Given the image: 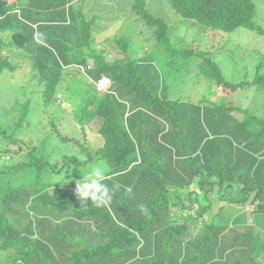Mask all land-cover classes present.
I'll return each mask as SVG.
<instances>
[{
	"label": "trees",
	"instance_id": "1",
	"mask_svg": "<svg viewBox=\"0 0 264 264\" xmlns=\"http://www.w3.org/2000/svg\"><path fill=\"white\" fill-rule=\"evenodd\" d=\"M67 1L45 3L44 0H13L10 3L7 0H0V76L6 70L13 72L17 70V66L3 56L5 49L17 45L13 41L7 42L5 38L1 37V33H17L20 37L18 46L23 48L26 43V35L37 36L41 29H45L44 27L47 30L52 29L51 32L55 27L58 30L57 37L50 33L46 35L51 44L40 43L45 47L42 52H39L40 56L38 57L41 60L39 63L41 66L39 71L42 73L41 82L44 83L40 95L46 107L54 104L52 103L54 98L55 103L59 104L60 95L63 99L62 92L60 93L58 90L68 81L67 76L65 79L62 77L64 69L72 68L76 72L83 66L82 69L85 72L82 74H88L87 69L90 68L96 72L97 76L95 79L90 78L89 84L92 87L90 93H87L86 89L84 92L69 86V92H79L82 95V97L78 96L80 100L76 104V106L81 105L82 111L72 118L76 130L83 136L82 140L74 141L68 136H64L57 129L62 123L61 121L57 120L58 125H55L56 138L58 137L63 143L59 144L58 148L64 149L65 144L66 147L73 146L78 150L80 146L85 148L82 153L73 152L57 156L54 145L50 144V140L53 138L47 134H43V138L41 137L36 142L33 139L35 143L33 141L26 143L16 138V135L20 136L19 134L28 132L31 128L32 122L29 121L31 110H28L27 103L22 111L12 108L0 116V146L2 140L10 145V147L0 150V157L3 159L0 163L3 168L0 170V180L4 184L1 190L5 191L0 200V264H88L89 262L102 264L104 257L102 252L106 255V251L139 250L138 247H141L139 251L145 248L152 249L151 242L149 247L141 245L144 236V239L148 238L149 241L157 240L160 236L161 240H168L170 241L168 243L175 245L182 246L186 243L190 253L202 257L196 262L194 261L193 264H239V260L233 261L227 257L230 255L228 250L233 247L228 241L234 242L236 234H233L231 238L228 236L224 242L222 238L230 234V231H226L224 226L221 231H209L208 229V233L203 235L197 232L200 237L195 239L193 236L196 234L197 227L172 223L171 211L178 207L184 209L176 187L184 188L187 184L189 185V180L194 181L198 178H203V180L197 181L198 186L204 191L203 200L206 203L199 206L201 202L198 193L191 192L193 197L190 199V206L187 209H196V211L195 216L190 217V223L196 225L199 219L212 208L214 195H217L220 200L228 202L232 213H235L233 211L235 204L240 206L249 204L251 206L249 208H252L250 214L254 215L258 222L254 220L252 224L247 223L244 217L246 213L232 214L235 223H232L231 226L235 224H241V228H244L242 225L249 226L250 229L245 227L244 231L249 237L246 240L248 247H251L254 253L251 258H245L246 262L264 264V146H260L262 143L264 145V65L262 62L255 66L253 81L244 78L238 83L228 82L219 65L206 52L197 53L192 48L176 49L167 35L170 25L145 12L142 8L144 0H137L133 6L135 14H139L143 18L148 28H157L153 31L157 42L150 57L162 53L168 61L177 57L176 64L179 68L177 72L173 69L172 72H167L169 67L155 70V60L152 58L146 59L142 64L129 60L127 66L122 68L119 65L124 62L123 60L110 63L102 53L92 48L91 30L96 21L95 18L86 20L79 11L77 15H73V19L68 18L67 20L64 13L57 11V8L67 4ZM256 1L171 0L170 6L177 15L198 26L199 30L211 33L213 36L215 32L231 33L238 28L251 29L264 35V28L256 26ZM22 7H30L35 11H51L64 19L49 23L35 22L36 26L31 31L22 24L24 23L20 16ZM14 11L19 14L16 16ZM78 17L80 23H77ZM62 24L69 26L70 30H65V26ZM20 31L21 33L23 31L25 35L23 38ZM66 33L70 37L74 35L76 39L74 46L63 40V38L69 39ZM118 42L124 53L127 54V47L131 45V39L121 38ZM50 51L58 53L56 57L59 59L60 66L53 67L47 62L50 59ZM27 52L35 56L34 51ZM194 57L203 59L199 63V67L216 87L221 86L232 91L238 89L241 91L247 87L256 89L258 93H263L261 113L258 115V111L256 110V112L252 108L242 110L237 107H227L224 99L216 100L207 111L210 115L208 123L202 117L200 124L194 128L195 134L189 139L190 133L185 132V123L177 109L180 105L179 100L173 101L172 97H175L177 89H182L179 87V83H185V80H179V72L182 69L179 60L188 64L193 61ZM84 64L86 65L84 66ZM167 74L171 77L168 78ZM103 76H107L111 80V84L105 90L99 91L97 84ZM82 87L80 89H83ZM177 94L181 95V91ZM73 103L70 102L71 105ZM198 107L195 106L190 112L194 116L192 120L194 118L201 119ZM233 112L243 113L244 116L241 120H235L231 115ZM11 115L13 118L10 121L8 119ZM141 117L147 120L152 129L166 126L169 134L173 135L170 140L172 138L183 140L185 134L188 135L185 139L187 144L181 150L184 152L183 157L178 160L182 162L186 170L185 175L180 176V180L178 178L171 179L172 181L168 183L170 171L164 167L162 155L151 157L152 154L147 147L151 135L146 136V131H141L143 128ZM1 119L8 123L1 122ZM11 122H13L14 129L9 132L4 123L11 124ZM220 123L223 124V127H216ZM94 126H96L95 129ZM86 129H90L92 132L95 130L102 136L103 145L95 152L87 151L93 146L92 142L87 140ZM133 132H137L136 137ZM249 145L254 148L250 149ZM171 154L176 158L175 153L171 152ZM84 155H86L85 158ZM6 157L8 159H5ZM92 158L94 159L92 160ZM102 161L107 163L111 170L107 174L109 179L103 183L110 189H114L112 202L116 207L120 208L127 204L129 198L135 195L137 190L143 192L145 184L159 185L153 189L150 201L143 205L146 211H143V214H136L137 220L134 222L138 223L142 219L145 223L143 227L116 225V222L111 221L105 207H97L95 203H91L90 198H85L87 205H81L76 196L77 184L83 183L81 179L86 177L94 166H100ZM89 169L91 170L89 171ZM216 174L219 175L217 180L215 179ZM64 177L65 179H63ZM116 185L119 187L116 188ZM170 190H172L171 195L168 192ZM31 202L35 204H31ZM156 204L161 207L166 206L168 223L167 220H164L166 217L162 220L159 219V213L163 215V212L155 207ZM47 207L50 216L36 215V219L32 216L34 212L41 214L43 208L47 209ZM59 210L60 213H58ZM139 211L141 212V209ZM42 212L47 214V211ZM54 214L55 218L52 217ZM58 215L60 216L57 217ZM21 219L26 222L22 224L19 221ZM154 221L157 222L154 223ZM86 222L99 227L100 231L108 238L107 245L98 246L94 250L85 252H73L72 250L70 254L53 255L43 240L45 232L56 228L53 230L55 239L65 245L66 242H63V235L60 234L58 226L62 225L69 232L76 229L77 225L79 227V224ZM163 224L167 228L162 227ZM232 230H237V228ZM238 232L237 230L236 233ZM220 233L224 236H221ZM68 246L69 244H66L65 247L68 248ZM151 254L152 256H147V259L157 257L158 251L155 250ZM128 263L132 264L130 259L127 261ZM146 264H170V259L160 256L159 259Z\"/></svg>",
	"mask_w": 264,
	"mask_h": 264
},
{
	"label": "rangeland",
	"instance_id": "2",
	"mask_svg": "<svg viewBox=\"0 0 264 264\" xmlns=\"http://www.w3.org/2000/svg\"><path fill=\"white\" fill-rule=\"evenodd\" d=\"M7 1L11 2L12 0ZM49 1L56 3L59 0H44L45 3ZM136 1L137 0H68L67 4L57 8V11L64 13L67 20L68 18L73 19V15H77L79 11L84 15L86 20L95 18L96 21L91 30L93 39L91 45L92 48H95V50L102 53L106 60H108L110 63L123 60L124 62L119 66L124 68L127 66L129 60H133L137 64H142L146 59L152 58L155 60V70H158L157 68L161 69L169 67L167 72H172V69L177 72L179 68L176 64L177 57L172 58L170 61H168L167 57H163V53L161 55L156 54V56L150 57L152 51L154 50V45L157 42L153 36V31L157 28H148L143 18L140 17L139 14H135L136 11L133 9V6ZM170 2L171 0H144L142 8L145 12L151 14L152 17L161 19L170 25L167 35L170 37L171 44L176 49L192 48L197 53L206 52L212 58V60L219 65L223 72L224 78L228 82L238 83L244 78H248L252 81L254 80L256 64L262 62L264 65V35H261L251 29L238 28L231 33L215 32V35L213 36L211 33H206L199 30L198 26L193 25L189 21H186L177 15L172 10ZM21 9L20 16L24 22L22 24L31 31L34 30V27L36 26L35 22L37 21H41V23H49L64 19L63 17L53 14V12L47 10L35 11L30 7H22ZM256 12V26L264 28V0L256 1ZM14 14L17 16L19 13L14 11ZM77 23H80V18L77 20ZM62 25L65 26L66 24ZM44 28L45 29H41L39 32V34H42L41 39L44 41L42 44H51L46 35L50 33L57 37V27L54 28L53 32H51L52 29L47 30L46 27ZM24 29L27 30L26 28ZM65 30H70V27L65 26ZM19 33H21V31ZM66 34L68 35L69 39L63 38V40L67 44L70 42L71 45L74 46L76 44L74 35L70 37L68 33ZM21 35L22 38L25 36L23 31ZM1 37L5 38L7 42H15L18 46L20 37L17 33L5 32L1 33ZM45 37L47 40L44 39ZM121 38L131 39V45L127 47V54L124 53L123 49L119 45L118 41ZM25 40L26 43L23 45V48H20L19 46H11L5 49L3 52V56L8 58L10 62L14 63L17 66V70H15V72L6 70L0 76V116H2L5 111H10L12 108L22 111V109L25 108V104L27 103L28 110H31L29 120L32 122L31 128L30 131H25L19 134L20 136L16 135V138L21 139L26 143L28 141L34 142L33 139H35L36 142L41 137L43 138V134H47L51 135L53 138L50 140V144L54 145L57 156H62L64 154L67 155L73 152H76V154L77 152H84V147L79 146L80 149L78 148V150H76L73 146L66 147L65 144L64 149L60 150L58 148L59 144L63 143L58 137L56 138L57 132L55 125H58L56 122L57 120L61 121L62 123L59 124L57 129L60 130L64 136H68L74 141L82 140L83 136L80 135V133L76 130L75 123L72 121L74 115L82 111L80 104V106H76L80 100L78 96L82 97V95L79 92H69V86L71 85V87L79 89V91L85 92L87 90V93L92 92V87L89 84V81L90 78L95 79V77H97L96 72L89 68L87 69L88 74L85 75L82 74L85 72L82 68L79 70L81 72H75L72 68L64 69L62 71V77L65 79L67 76L68 81L67 84H64V86H60V89L58 90L60 93L62 92L61 94L63 95V99L61 98V101L58 104L55 103L56 100L54 98V101L52 102L54 104L46 107L45 104H43L41 99L42 97L40 95L43 91L44 83L41 82L42 73L39 71L41 69L39 64L41 63V60L38 58L40 56L39 52H42L45 47L41 46L40 43H37L34 40V36L31 34H27ZM30 50L34 51L33 53H35V56L32 53L30 54L27 52ZM54 54L55 56H53ZM56 56H58V53L53 51L50 55V59L47 61L50 66H60V62L58 61L59 59ZM201 61H203L201 57H194L193 61H190L188 64H184L182 60H179V64L182 68L179 72V80H185V83H179V87H182V89H177L175 97H172L173 101L179 100L180 105H178L177 109L179 110L180 116L183 118L185 123V132L190 133L189 139H191V137L195 134L194 128L200 124L202 117H204L208 123L210 120V115L207 111L210 109L209 107L211 105L213 106V103L216 100L222 101L224 99L227 107H237L242 110L246 108H252L255 111H258H256L258 115L261 113L260 108L261 104L263 103V93H258L256 92V89H250L247 87L243 88L241 91L240 89L232 91L229 88H224L221 86L219 88L216 87L214 83L211 82V79L202 73L201 67H199V63ZM85 65L86 64H84V66ZM167 76L168 78L171 77L169 74H167ZM74 83H76V85L73 86ZM82 85L84 86L82 87ZM81 87L83 89H80ZM179 91H181V95L177 94ZM28 101H30V103H28ZM70 102H72L74 105H71ZM195 106H199V116L201 119L196 118V120L194 118L192 120V117L194 116L190 112H192ZM231 115L235 120H241L244 116L243 113L239 112H233ZM12 118L13 116L11 115L8 120L11 121ZM141 121L143 127L141 131L145 130L146 136L151 135V139H149L150 143H147L148 151L152 154L151 157L162 155V163L164 167L170 171L169 175L171 178L169 177L168 183L173 179H179L180 176H184L186 170L184 169L182 162L178 160L183 157L179 155L184 153L181 150L187 144V140L185 139L188 135L185 134V139L183 140L176 139V141L173 138L170 140V137L173 135L167 133L168 128H165L166 126H158L157 128L152 129V126L147 123V120H145L144 117H141ZM233 121L234 120L232 119V122ZM1 122L8 123V121H5L4 119H1ZM6 123L4 124L8 131L12 132L14 129L13 122H11V124ZM95 127L96 126H94V129ZM216 127H223V124L220 123V125ZM90 129H86V134L87 140L89 139L90 143L92 142L91 144L93 148L87 149V151L95 152L102 147L103 139L99 133H96L95 130L92 132ZM161 130L164 131L162 132ZM171 131L174 133L173 130ZM1 142L2 145L0 146V150L10 147L6 141L2 140ZM262 144L260 146H264ZM191 145L193 146V143ZM249 148L253 149L254 147L249 145ZM171 152L175 153L176 158H174V155H172ZM85 157L86 155H84V158ZM5 159H8V157ZM93 159L94 158H92V160ZM2 160L3 159L0 157V163ZM100 166L106 167V175L111 172V170H109V166L107 163L105 164L104 161H102ZM0 170H3L1 166ZM90 170L91 169H89V171ZM217 177H219V175L216 174V180ZM63 179H65V177ZM197 180L200 181L203 180V178H198ZM197 180H189V185L187 184L184 188L178 189L176 187V192L180 196L181 204L183 205L184 209H180L178 207L176 210L174 209L171 211L172 223H177L181 226L191 225L195 228L197 227L196 234L193 236L195 239L200 237L197 232H200L201 235H203L208 233V229L209 231H221L222 227L224 226L226 231H230V234L226 237H220L224 242H226L228 236L231 238L233 234H236L234 236L235 240L233 242V247L228 250L230 255L227 257L233 261L239 260V264H249L246 262L247 259L245 258H251L254 250L251 247H248L246 240L249 237L244 230L246 229L245 227L248 229L250 228L246 225H242L244 228H241V224H235L233 226L231 225L232 223H235L234 219H232V214H240L242 212H248V215L244 216L247 223L252 224L254 220L258 222L254 215L250 214V210L252 208L250 209L246 204L244 206L235 204V208L233 209L235 213H232V208L229 207V203L220 200L217 195H214L212 208L204 214V217L199 219L196 225H193V223L191 224L190 217L195 216L194 214L196 211V209H187L190 206V199L193 197L191 192L193 191L198 193V198L201 202L199 206L206 203L203 200L204 191L198 186ZM3 185V181L0 180V200L5 194V191L1 190ZM157 186L159 185L154 186L152 183L150 185L145 184L143 186V192L137 190L135 195L129 198L128 203L124 206H121L120 208L116 207L114 202L111 201V206L109 208H105L111 217V221H114V223L116 222V225L120 227H143L145 223L142 219H140L138 223H135L137 220L136 214H143V211H139V206L146 205L148 201H150L153 196V189ZM50 191L52 190L50 189ZM168 192H170L171 195L172 190ZM123 201H125V199H123ZM31 204L35 203L31 202ZM34 206L36 208V205ZM155 207H158V210L160 209L163 212V215H160L159 213V219L162 220L166 217L164 220H167L166 222L168 223L169 219H167L168 214L166 206L161 207L156 204ZM42 211H47V214H43ZM42 211L40 212L41 214H35L34 212L32 216H34L36 219V215L48 216L50 214V212H48V207L47 209L43 208ZM58 213H60V210ZM54 215L52 216L53 218L56 217V215ZM54 220L57 222L56 219ZM19 221H21L22 224L26 222L24 219ZM155 222L157 221H154V223ZM211 224L214 226H210ZM162 227L167 228L165 224H163ZM233 228H237L239 232L236 233L237 230H232ZM52 229L55 230L56 228ZM134 229L136 230V228ZM53 230H47L43 240L47 243L48 249L52 251L53 255L56 256L70 254V251L72 250L73 252L94 250L98 246H104L108 243L107 236L104 235V233L100 231L99 227L93 223L90 224L86 222L79 224V227L77 225L76 229L70 230L69 232L66 230V228H63L62 225L58 226L60 234L63 235V242L69 244L68 248L65 247L66 244L64 245L62 242L59 243V241L55 239ZM220 234L221 236H224L222 233ZM159 237L157 240L153 239L150 241L148 238L144 239L145 236L142 237L141 245H148L149 247L151 242L153 244L152 249L145 248L139 251L141 247H138L139 250L125 249L115 252L106 251V255L102 252V255L104 256L102 258V264H127L129 259L132 264H146L159 259L160 256L169 258L170 264H193L194 261L196 262L198 259L202 258L196 254L190 253V249L187 247V245H185L186 243L182 246H179L178 244L175 245L173 243H168L170 242L168 240H161ZM242 241H245L243 246ZM155 250L158 251V256L147 259V256H152L151 252ZM47 260L49 261V259ZM88 264L97 263L89 262Z\"/></svg>",
	"mask_w": 264,
	"mask_h": 264
},
{
	"label": "clouds",
	"instance_id": "3",
	"mask_svg": "<svg viewBox=\"0 0 264 264\" xmlns=\"http://www.w3.org/2000/svg\"><path fill=\"white\" fill-rule=\"evenodd\" d=\"M41 36L42 34L34 36V40L37 43H44L43 39H41ZM80 68H83V66ZM103 77L109 79L107 76ZM59 98H62V96ZM106 172V167L94 166L88 175L81 179L83 180V183L77 184L76 196L82 206L87 205L85 198H90L91 203H95L97 207L109 208L111 206L114 189H110L105 183H103L106 179H108ZM115 187L118 188L119 185H116ZM128 191H131V189H128ZM139 207L141 211H146V208L143 205H140Z\"/></svg>",
	"mask_w": 264,
	"mask_h": 264
},
{
	"label": "built area",
	"instance_id": "4",
	"mask_svg": "<svg viewBox=\"0 0 264 264\" xmlns=\"http://www.w3.org/2000/svg\"><path fill=\"white\" fill-rule=\"evenodd\" d=\"M104 81H106V82H104ZM109 84H110V80L107 79V78H105V77H103V78L98 82V84H97V88H98L99 91H103V90H105V89L108 87ZM59 97H61V96H59Z\"/></svg>",
	"mask_w": 264,
	"mask_h": 264
},
{
	"label": "crops",
	"instance_id": "5",
	"mask_svg": "<svg viewBox=\"0 0 264 264\" xmlns=\"http://www.w3.org/2000/svg\"><path fill=\"white\" fill-rule=\"evenodd\" d=\"M13 2V0L10 2V3H12ZM37 22H40V21H37ZM125 102H127V100H124ZM164 130H162V132H163ZM137 133V132H136ZM136 133H134L133 132V135L136 137ZM167 133H169V132H167ZM179 155V154H178ZM179 156H182V154L181 155H179ZM248 206L249 207H251L249 204H248ZM243 213V212H242ZM244 213H247V212H244ZM247 215V214H246ZM247 242V241H246ZM228 243L229 244H231L232 246H233V242H232V240L231 241H228ZM245 243V241H242V246H243V244ZM232 248V247H231Z\"/></svg>",
	"mask_w": 264,
	"mask_h": 264
}]
</instances>
